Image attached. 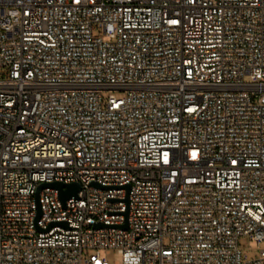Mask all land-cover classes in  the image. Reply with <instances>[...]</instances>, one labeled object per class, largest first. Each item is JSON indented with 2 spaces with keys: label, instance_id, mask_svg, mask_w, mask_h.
<instances>
[{
  "label": "built area",
  "instance_id": "1",
  "mask_svg": "<svg viewBox=\"0 0 264 264\" xmlns=\"http://www.w3.org/2000/svg\"><path fill=\"white\" fill-rule=\"evenodd\" d=\"M103 249L264 264V0H0V264Z\"/></svg>",
  "mask_w": 264,
  "mask_h": 264
},
{
  "label": "water",
  "instance_id": "2",
  "mask_svg": "<svg viewBox=\"0 0 264 264\" xmlns=\"http://www.w3.org/2000/svg\"><path fill=\"white\" fill-rule=\"evenodd\" d=\"M94 186L96 187H102L101 185H99L98 183H93ZM47 187H52L55 188L59 191V197L62 201V203L64 205H66V202L71 199L72 197H78L79 192L82 189V186L80 183L78 182H73V183H63V182H52V183H41L38 187L37 190V194H36V199L37 202L39 203V194L40 192ZM129 189V186H127ZM105 188V187H103ZM126 214H128V211L126 212ZM42 216V211L39 205V212H38V216H37V220ZM57 223L53 222L51 223V225L49 226L48 229H50L51 227H53L54 225H56ZM58 224L67 226L66 223L64 222H59ZM97 228H101V227H105L103 224H97L96 225ZM123 228H128V222H126V224H124L122 226Z\"/></svg>",
  "mask_w": 264,
  "mask_h": 264
},
{
  "label": "rangeland",
  "instance_id": "3",
  "mask_svg": "<svg viewBox=\"0 0 264 264\" xmlns=\"http://www.w3.org/2000/svg\"><path fill=\"white\" fill-rule=\"evenodd\" d=\"M108 94L106 93L105 96ZM239 246L242 250V252L246 255H248L249 258H256L259 254L261 249L263 248V245L258 244L255 240L251 239L248 236H242L239 240ZM92 252L86 251L85 253ZM101 255L108 259L110 264H115L116 261L119 260V254L116 251H108L106 249L101 250Z\"/></svg>",
  "mask_w": 264,
  "mask_h": 264
}]
</instances>
